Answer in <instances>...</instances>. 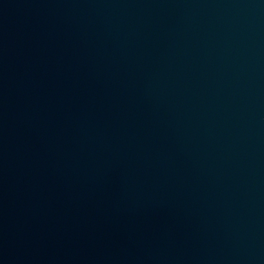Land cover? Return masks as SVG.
<instances>
[{
    "label": "water",
    "instance_id": "95a60500",
    "mask_svg": "<svg viewBox=\"0 0 264 264\" xmlns=\"http://www.w3.org/2000/svg\"><path fill=\"white\" fill-rule=\"evenodd\" d=\"M0 264H264V0H0Z\"/></svg>",
    "mask_w": 264,
    "mask_h": 264
}]
</instances>
